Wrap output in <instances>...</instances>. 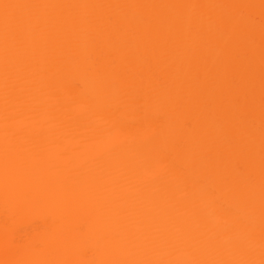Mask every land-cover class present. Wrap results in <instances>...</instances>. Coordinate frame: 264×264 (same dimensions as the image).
Masks as SVG:
<instances>
[{"label": "bare ground", "instance_id": "bare-ground-1", "mask_svg": "<svg viewBox=\"0 0 264 264\" xmlns=\"http://www.w3.org/2000/svg\"><path fill=\"white\" fill-rule=\"evenodd\" d=\"M0 264H264V0H0Z\"/></svg>", "mask_w": 264, "mask_h": 264}]
</instances>
